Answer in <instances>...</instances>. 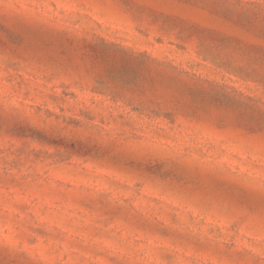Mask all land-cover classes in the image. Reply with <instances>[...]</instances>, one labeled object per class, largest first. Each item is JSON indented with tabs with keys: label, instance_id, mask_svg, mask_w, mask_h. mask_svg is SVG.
<instances>
[{
	"label": "rangeland",
	"instance_id": "374dc122",
	"mask_svg": "<svg viewBox=\"0 0 264 264\" xmlns=\"http://www.w3.org/2000/svg\"><path fill=\"white\" fill-rule=\"evenodd\" d=\"M0 264H264V0H0Z\"/></svg>",
	"mask_w": 264,
	"mask_h": 264
}]
</instances>
